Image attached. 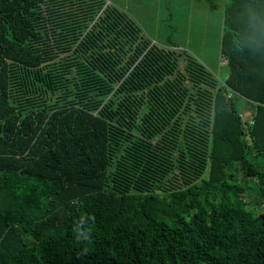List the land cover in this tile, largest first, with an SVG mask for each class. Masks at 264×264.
I'll list each match as a JSON object with an SVG mask.
<instances>
[{
    "label": "trees",
    "instance_id": "16d2710c",
    "mask_svg": "<svg viewBox=\"0 0 264 264\" xmlns=\"http://www.w3.org/2000/svg\"><path fill=\"white\" fill-rule=\"evenodd\" d=\"M220 54L223 81L104 0H0V264H264V0L225 3Z\"/></svg>",
    "mask_w": 264,
    "mask_h": 264
},
{
    "label": "rangeland",
    "instance_id": "374dc122",
    "mask_svg": "<svg viewBox=\"0 0 264 264\" xmlns=\"http://www.w3.org/2000/svg\"><path fill=\"white\" fill-rule=\"evenodd\" d=\"M127 13L152 43L176 48L191 55L214 77L223 81L227 65L220 54L223 9L228 0H104ZM239 109H246L242 102ZM245 115V116H244ZM244 120L249 117L244 114ZM237 184L242 179L237 174ZM253 185H251L252 187ZM256 193L244 192L248 209L255 204ZM260 209V208H259Z\"/></svg>",
    "mask_w": 264,
    "mask_h": 264
},
{
    "label": "built area",
    "instance_id": "2783aa9c",
    "mask_svg": "<svg viewBox=\"0 0 264 264\" xmlns=\"http://www.w3.org/2000/svg\"><path fill=\"white\" fill-rule=\"evenodd\" d=\"M224 63H226V60H224ZM248 123H249V124H252V118H251V117H249V119H248Z\"/></svg>",
    "mask_w": 264,
    "mask_h": 264
}]
</instances>
